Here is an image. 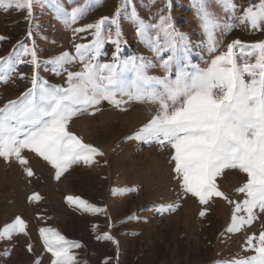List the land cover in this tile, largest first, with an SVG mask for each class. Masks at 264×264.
<instances>
[{
    "label": "rangeland",
    "instance_id": "obj_1",
    "mask_svg": "<svg viewBox=\"0 0 264 264\" xmlns=\"http://www.w3.org/2000/svg\"><path fill=\"white\" fill-rule=\"evenodd\" d=\"M259 3L260 0H34L30 15L15 5L0 7V37H4L0 40V59L11 56L23 61L16 64L6 83L0 82V107L32 87L34 72L48 85L66 88L68 73L82 70L79 59L66 63L58 72L49 61L64 52L74 57L75 45H89L94 38V29L75 30L103 17L111 19L117 9L120 50L117 52L112 42L117 39L116 28L106 23L102 26L104 44L94 63H113V53L118 57V67L130 58H144L150 65L147 74L163 77L161 64L172 52L165 47V31L158 27L161 16L170 19L171 28L165 25L167 31L182 34L187 45L186 52L181 49L179 61L172 65V78L177 66L185 68V55L187 71L193 66L205 69L233 41H240L234 48L237 64L255 63L256 53L250 46L264 41V24L253 28L241 24L240 17L244 9ZM201 4L209 14L207 31L203 12L199 11ZM84 6L89 10L76 22L65 16L72 8ZM136 18L148 25L143 38L137 34ZM213 41L214 52L210 51ZM25 47L34 49L37 65L23 54ZM156 47L161 48L159 53L154 51ZM125 75L132 77L131 72ZM99 109L94 114H77L67 127L84 144L103 153L91 165L74 164L57 180L51 165L27 150L22 155L29 161L32 176L14 159L6 162L0 158V229L16 217L27 226V235L0 240V264H51V253L45 251L40 239L41 228L54 230L69 243H79V248L72 249L77 264H226L254 255L244 250L245 240L264 231V216L239 233L226 234L233 205L218 197L201 205L195 197L183 194L173 171L170 146L161 148L155 143L127 139L151 119L158 105L132 101L118 108L104 101ZM246 180V174L228 169L216 178V183L230 200L240 202L244 195L236 189ZM129 189L123 195L113 194V190ZM69 196L102 211L78 208L67 202ZM31 197L37 199L30 200ZM169 205L177 207L172 211L158 210ZM105 233L117 244L103 239Z\"/></svg>",
    "mask_w": 264,
    "mask_h": 264
},
{
    "label": "snow or ice",
    "instance_id": "obj_2",
    "mask_svg": "<svg viewBox=\"0 0 264 264\" xmlns=\"http://www.w3.org/2000/svg\"><path fill=\"white\" fill-rule=\"evenodd\" d=\"M33 2L0 0V7L15 5L26 9L30 15ZM88 10V6L74 7L65 16L74 23ZM199 11L203 12V26L207 31L209 14L202 4ZM119 15L120 10L117 9L111 19L103 17L95 24L76 29V32L94 29L91 44L75 45L74 57L64 52L49 61L58 72L66 63L79 59L82 70L68 73L66 88L50 86L34 72L32 87L16 100L0 107V158L6 162L14 159L28 176H32L31 168L27 167L29 161L22 155L27 150L51 165L58 180L72 165L81 162L91 165L96 162L95 157L103 155L67 130L74 116L94 114L104 101L118 108L132 101H147L158 105L157 112L127 139L155 143L161 148L170 146L173 171L182 193L195 197L201 205H207L213 197L224 199L233 205L225 233L245 230L264 216V41L250 46L256 53L255 63L238 65L234 48L240 45V41H233L227 45V51L216 55L205 69L193 66V70L187 71L185 55V68L177 66L172 78V65L179 61L181 49L186 52L187 45L182 34L167 31L165 25L171 28L170 19L161 16L158 27L165 31V47L172 55L161 64L165 75L152 77L147 74L150 65L144 58H130L118 67L115 62L118 57L113 53V63H94L104 44L102 26L106 23L116 28L117 39L112 42L119 52ZM136 22L137 34L143 38L148 25L138 18ZM240 23L253 28L264 24V0L244 9ZM170 35L172 38L167 39ZM215 50L213 41L210 51ZM154 51L159 53L161 48L156 47ZM23 54L30 56V62L37 65L34 49L25 47ZM18 62L23 61L11 56L0 59V82H7ZM128 72L132 73L131 79L125 75ZM117 96L126 99H117ZM228 169L238 170L247 176L246 182L236 189L237 193L244 195L240 202L230 200L217 186L216 178ZM126 191L131 190H113V194L123 195ZM34 199L37 197L30 198ZM66 200L93 213L102 211L78 197L69 196ZM175 207L177 205L161 206L158 210L172 211ZM26 228L24 220L16 217L0 229V240L27 235ZM39 235L45 251L51 253V264H77L72 249L79 248V243H69L52 229L41 228ZM103 239L117 244L107 233ZM244 250L254 255L233 259L226 264H264V231L258 236H248ZM28 251H32L31 245Z\"/></svg>",
    "mask_w": 264,
    "mask_h": 264
}]
</instances>
